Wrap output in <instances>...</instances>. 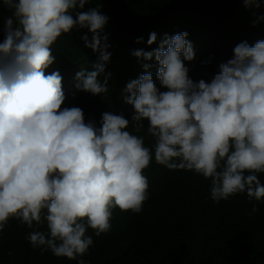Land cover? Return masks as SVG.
Segmentation results:
<instances>
[{
    "label": "clouds",
    "instance_id": "clouds-1",
    "mask_svg": "<svg viewBox=\"0 0 264 264\" xmlns=\"http://www.w3.org/2000/svg\"><path fill=\"white\" fill-rule=\"evenodd\" d=\"M91 2L2 0L10 15L0 28V232L16 219L33 229L26 238L34 249L77 260L93 245L89 230L96 237L110 231L114 208L143 210L149 198L144 171L153 158L210 180L215 203L239 194L264 200L258 178L264 174V40L237 44L213 75L193 80L185 66L195 58L188 33L164 34L152 51L131 52L137 60L155 59L160 82L144 64L145 72L138 69L141 75L122 91L131 119L104 112L97 124L78 106L62 107L63 77L47 74L58 38L87 30L91 40H82L97 60L94 70L76 73L75 89L101 98L109 93V18L99 2L84 11ZM243 3L261 6L260 0ZM156 43L153 31L147 44ZM145 123L151 147L135 134ZM258 210L253 204L249 215Z\"/></svg>",
    "mask_w": 264,
    "mask_h": 264
},
{
    "label": "trees",
    "instance_id": "trees-1",
    "mask_svg": "<svg viewBox=\"0 0 264 264\" xmlns=\"http://www.w3.org/2000/svg\"><path fill=\"white\" fill-rule=\"evenodd\" d=\"M97 2L109 18L105 28L111 45L106 66L112 74L109 93L101 98L75 89L76 73L94 70L97 60L82 40L84 35L91 40L87 30L74 29L58 38L51 48L55 62L47 69V74L59 71L63 77L62 107L78 106L86 120L97 124L104 112L131 119L134 110L124 103L122 91L141 75L138 69L145 72L144 64L151 65L154 81L160 82L155 59L137 60L131 52L152 51L164 34L188 33L195 58L185 61V66L193 80L213 75L221 62L232 58L237 44L264 40V20L259 19L264 17V0L259 9L246 8L243 0H92L83 10ZM8 15L0 0V28ZM153 31L157 43L148 46ZM141 37L143 42L136 43ZM146 128L145 123V129L135 134L144 136L145 146L151 147L154 141ZM129 130L133 131L131 125ZM144 175L149 180V198L143 210L134 214L114 208L110 231L99 237L88 231L93 245L83 257L69 260L51 252L42 254L26 238L33 229L10 219L0 232V264H78L80 259L86 264H264V200L249 202L246 194H239L215 203L210 198V180L193 171L169 170L154 158ZM258 178L264 183V174ZM253 204L259 210L249 215Z\"/></svg>",
    "mask_w": 264,
    "mask_h": 264
}]
</instances>
